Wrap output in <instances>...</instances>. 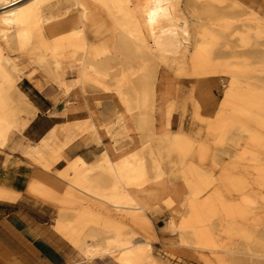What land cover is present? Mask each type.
<instances>
[{"label":"rangeland","instance_id":"374dc122","mask_svg":"<svg viewBox=\"0 0 264 264\" xmlns=\"http://www.w3.org/2000/svg\"><path fill=\"white\" fill-rule=\"evenodd\" d=\"M123 1V10L141 18L137 0ZM95 3L94 22L81 26L82 37L75 40L66 32V21L76 12L73 1L51 0L34 26L39 34L27 46L11 38V47L0 34V58L10 70L15 64L34 70L45 88L63 93L48 73L51 48H89L107 41L115 47L121 37L123 11L103 0ZM2 8L0 2V17ZM179 10L202 36L190 39L188 59L177 70H169L127 33L125 46L132 53L113 51L107 56L113 66L110 76L103 82L89 80L77 90L84 95L114 93L138 125L133 148L125 119L115 108L120 140L114 144L120 156L109 157L116 162L132 155V168L141 170L133 186L143 210H119L88 196L65 199L56 182L59 173L53 170L62 146L50 147L43 161L25 152L32 173L23 214L29 215L27 225L33 227L38 246L13 235L9 248L0 243V264H49L51 256L59 257L57 264H264V124L241 102L223 104L233 83L264 92V0H179ZM210 83L218 88L212 111ZM166 100L185 111L175 112L187 131L183 148L160 142ZM83 124L82 133L95 129L91 120ZM99 175L106 180V173ZM0 190L10 193L0 199L17 201V192ZM60 218L78 229L82 249L55 229ZM128 240L136 243L137 262H120Z\"/></svg>","mask_w":264,"mask_h":264},{"label":"bare ground","instance_id":"6f19581e","mask_svg":"<svg viewBox=\"0 0 264 264\" xmlns=\"http://www.w3.org/2000/svg\"><path fill=\"white\" fill-rule=\"evenodd\" d=\"M50 1L0 0V2H3L2 9H5L0 17L2 25L0 34L6 44L11 46L10 40L12 39L20 44L24 43L25 45L26 43V46L31 43L39 34L38 31H34V26L41 22V11ZM72 1L76 12L72 19L66 21L69 28H66L67 26H64V28L68 29L66 32H69L76 40L82 37L81 26L85 28V26L88 27L94 22L95 1L98 0ZM103 1L106 6H116L123 11L124 21L118 24L123 31L115 47L109 46V41H107L106 44H93L89 48H79L73 45L66 49L55 47L50 50L52 62L49 65L51 64L52 66L48 73L67 94L71 89L81 87L89 80L103 82L110 76V70L113 69V66L111 67L112 64L109 65L107 63L109 61H107V56L113 51L118 53V55H129L132 53V49L130 47L128 49L125 46V43H128L126 41L127 33L137 41L141 48L148 49L159 59L158 61L171 71L177 70L187 61L190 52V39L192 40L193 37L196 40L198 39L197 37L202 36L200 33L196 35L197 32L195 33V30L193 32L190 21L181 15L179 0H137L141 9L142 19L131 11L123 10V0ZM32 55L35 57V54ZM40 58L38 56V59ZM3 60L0 58V151L5 149L11 133H22L33 121L37 113L31 101L21 91L19 87L20 81L28 78L33 79L32 81L38 87H42L45 84V80L37 76L38 74L34 70L25 71L22 68H18L16 64L10 70L7 67L9 63L6 65ZM6 60L9 62L8 59ZM70 73L76 75L72 86L68 85L66 79V76ZM232 100L241 102L257 112L258 121L264 124L263 91L258 92L257 89L248 86L244 89V87L242 88L233 83L225 93L223 104L228 106ZM174 103V101L166 100L163 104L159 132L162 136L160 142L172 145V148H183L184 144L188 142L187 131L184 130L181 124L179 128L171 129V119L175 112L185 111ZM140 107L141 105L139 104L138 108ZM144 107L145 105L143 104L142 108ZM83 123L85 122L58 127L51 132L48 138L45 137L46 139L44 138L40 145L29 146L26 150V155L31 159L43 161L54 140L59 138V136L67 137L71 135L64 141V146H66L76 137L75 131L80 134L84 131L86 126ZM254 144L256 146V143ZM131 157L132 155H128L124 159H120V161L113 162L109 155L104 152L94 163H86L81 159H76L70 162L68 167L60 171L59 175L56 176V182L60 184L65 199L70 200L75 197L88 196L102 202L104 205H109L119 210L140 211L144 207L138 203V193L133 185L138 179L136 173L141 170L136 169V167L132 168ZM96 173H98L97 176ZM103 173L107 174L106 180L102 175H99ZM72 174L76 176V179H72ZM121 190L123 192L119 193ZM9 194V191L0 190V198L6 199ZM86 214L91 213L87 211ZM55 226V229L59 231L63 238L71 241L77 248L82 249V240L78 229L74 225L60 218ZM123 245H127L129 248L122 254L120 262H137L139 258L136 255V250L132 249L136 247V243L128 240ZM113 262L117 264V262Z\"/></svg>","mask_w":264,"mask_h":264},{"label":"crops","instance_id":"0c3cea01","mask_svg":"<svg viewBox=\"0 0 264 264\" xmlns=\"http://www.w3.org/2000/svg\"><path fill=\"white\" fill-rule=\"evenodd\" d=\"M68 75L66 76L67 83L76 77L68 78ZM68 85L72 86L73 84ZM19 87L31 101L37 113L28 127L20 134H13L7 147L0 151V186L19 194L15 202L0 199V243L7 248L10 247L7 246V243L13 235L26 241L30 239L33 242L32 246H38L37 237L33 239V227L29 229L27 225L29 215L23 214L26 209L25 205H29L26 201L28 175L32 173L25 155L29 146L40 145L44 138H48L51 132L58 127L91 120L95 129L89 128L81 134L75 131L76 137L66 146H64V141L71 135L59 136L52 142L51 147L54 149L62 146L59 151V159L53 166L55 173H60L67 167V163L76 159L91 163L104 152H107L111 158L119 157L120 154L114 144L116 140H120L117 137L120 133L119 127L116 126L114 120L115 108L122 113L125 119V126L129 131L128 136L132 141L131 147L134 148L139 140L138 125L125 111L114 93L84 95L77 91L79 88H75L71 89L68 94L63 89V93H65L63 94L56 89L45 88V84L38 87L28 78L22 80ZM208 90L213 95V97L211 96L213 101L208 109V111H212L218 88L214 83H210ZM99 101L102 102V107L98 105ZM180 124L179 114L175 113L171 119V129L179 128ZM33 220L32 222L35 221ZM58 258L51 256L47 262L57 264L59 263Z\"/></svg>","mask_w":264,"mask_h":264}]
</instances>
